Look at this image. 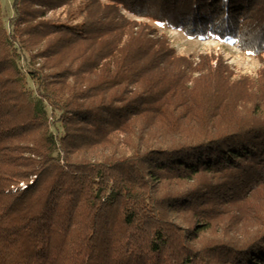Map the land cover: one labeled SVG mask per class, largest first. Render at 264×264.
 <instances>
[{
	"label": "trees",
	"instance_id": "1",
	"mask_svg": "<svg viewBox=\"0 0 264 264\" xmlns=\"http://www.w3.org/2000/svg\"><path fill=\"white\" fill-rule=\"evenodd\" d=\"M12 7L8 29L0 1V264H264V0ZM126 12L231 38L263 66L236 78Z\"/></svg>",
	"mask_w": 264,
	"mask_h": 264
},
{
	"label": "rangeland",
	"instance_id": "2",
	"mask_svg": "<svg viewBox=\"0 0 264 264\" xmlns=\"http://www.w3.org/2000/svg\"><path fill=\"white\" fill-rule=\"evenodd\" d=\"M5 25L9 29L10 18L14 15L12 0H0ZM134 20L146 21L156 27L161 33L169 38L171 45L181 55H194L198 58L201 54H214L216 57H222L234 71L235 77L251 76L258 77L259 71L263 66L262 60L254 54L242 49L239 43L231 38L221 39L216 35L208 34L206 36H188L181 28H174L169 25L157 23L146 17H138L126 12ZM20 63L24 67L28 64V55L23 54L20 57ZM28 87L36 89V82L28 78ZM50 111V107L47 106Z\"/></svg>",
	"mask_w": 264,
	"mask_h": 264
}]
</instances>
